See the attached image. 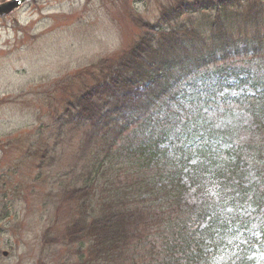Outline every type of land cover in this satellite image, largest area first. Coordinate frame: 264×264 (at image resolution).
Returning a JSON list of instances; mask_svg holds the SVG:
<instances>
[{"label": "trees", "instance_id": "trees-1", "mask_svg": "<svg viewBox=\"0 0 264 264\" xmlns=\"http://www.w3.org/2000/svg\"><path fill=\"white\" fill-rule=\"evenodd\" d=\"M240 1L171 0L166 21L210 8L207 34L141 23L68 104L89 124L91 163L63 193L69 221L51 240L69 247L62 264H264L250 257L264 248L261 41L240 35L260 23L243 16L230 31L221 17Z\"/></svg>", "mask_w": 264, "mask_h": 264}, {"label": "rangeland", "instance_id": "rangeland-1", "mask_svg": "<svg viewBox=\"0 0 264 264\" xmlns=\"http://www.w3.org/2000/svg\"><path fill=\"white\" fill-rule=\"evenodd\" d=\"M170 5L171 0H30L0 16V264L71 259L67 245L51 240L60 239L69 221L71 201L64 190L84 184L91 161L89 124L75 120L68 104L100 78L97 63L115 60L144 33L141 23L184 25L207 34L210 8L168 13L173 18L166 21L163 11ZM239 5L228 6L221 17L230 31L243 16L256 17L258 28L244 26L240 35L245 40L259 34L261 52L253 64L264 70V0ZM251 60L248 55L230 63ZM193 191L191 201L197 198ZM253 255L264 257V251Z\"/></svg>", "mask_w": 264, "mask_h": 264}, {"label": "water", "instance_id": "water-1", "mask_svg": "<svg viewBox=\"0 0 264 264\" xmlns=\"http://www.w3.org/2000/svg\"><path fill=\"white\" fill-rule=\"evenodd\" d=\"M24 1L25 0H7L3 3H0V16L10 12ZM3 255H6L5 251L3 252Z\"/></svg>", "mask_w": 264, "mask_h": 264}]
</instances>
